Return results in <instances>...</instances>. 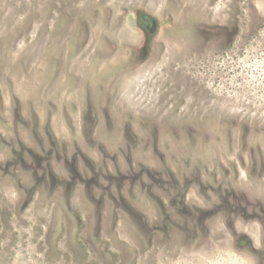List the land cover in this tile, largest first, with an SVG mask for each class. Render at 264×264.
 <instances>
[{
    "label": "rangeland",
    "instance_id": "374dc122",
    "mask_svg": "<svg viewBox=\"0 0 264 264\" xmlns=\"http://www.w3.org/2000/svg\"><path fill=\"white\" fill-rule=\"evenodd\" d=\"M0 264H264V0H0Z\"/></svg>",
    "mask_w": 264,
    "mask_h": 264
}]
</instances>
